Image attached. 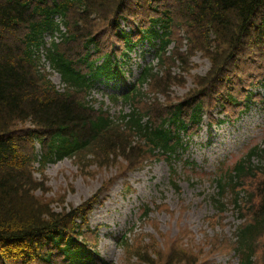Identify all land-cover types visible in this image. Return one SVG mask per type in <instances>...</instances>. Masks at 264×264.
I'll use <instances>...</instances> for the list:
<instances>
[{
	"label": "trees",
	"instance_id": "obj_1",
	"mask_svg": "<svg viewBox=\"0 0 264 264\" xmlns=\"http://www.w3.org/2000/svg\"><path fill=\"white\" fill-rule=\"evenodd\" d=\"M145 43L159 64L142 70L139 85L122 93L121 101L132 109L116 116L92 95L103 81H124L125 71L114 58ZM196 49L212 63L206 75L195 74L189 91L167 108L142 111L137 102L142 85L150 86L146 99L166 93L180 75L172 74L176 62L188 65V53ZM56 72L60 85L51 78ZM260 90L264 0H0V264H116L101 255L99 228L91 226L89 215L101 191L126 174L110 177L108 186L81 206L55 211L53 201L36 195L45 193L36 169L66 157L92 156L106 167L121 158L129 163L122 169L127 173L147 159H163L180 192L177 167L188 148L185 138L199 133L204 115L215 124L220 109L236 120L253 102L264 107ZM119 101L112 95V103ZM261 151L252 149L212 180L219 188L209 198L214 209L224 212V195H231L235 213L246 221L232 237L205 245L234 252L239 264H264L256 258L264 237V169L251 163ZM123 238L125 251L142 249ZM174 243L164 263L159 251L142 250L143 258L148 256L142 264H188L175 254L184 251Z\"/></svg>",
	"mask_w": 264,
	"mask_h": 264
},
{
	"label": "rangeland",
	"instance_id": "obj_2",
	"mask_svg": "<svg viewBox=\"0 0 264 264\" xmlns=\"http://www.w3.org/2000/svg\"><path fill=\"white\" fill-rule=\"evenodd\" d=\"M177 32L186 35L181 30ZM188 36L191 39L195 33L192 31ZM185 45L186 40H182V46ZM146 48L140 47L132 53V63L126 66L129 68L126 73L128 81L137 77L139 64L145 61L152 62L154 69H157L159 60H156L150 47L151 52L144 54ZM188 54V65L178 61L172 68L173 75H180L178 80L168 83L166 93L150 94L146 99L145 91H149L150 86L146 83L142 85L145 91L137 99V102L141 101L142 111L154 106L167 108L189 91L195 74L206 75L212 63L204 57L202 50L196 49ZM51 78L56 85L61 84L57 73ZM181 78L185 80L184 84ZM123 90V83L116 86L112 81L103 82L92 96L97 104L104 103L112 113L122 110L129 112L132 108L128 103L120 101L112 104L109 99L114 92L121 95ZM260 91L264 98V90ZM215 117L220 121L218 126H211L204 116L202 130L189 140V147L180 164V192L172 185L169 165L162 157L161 161L147 159L138 169L124 173L122 169L127 168L129 163L121 158L118 161L122 163L106 167L93 162L92 156L90 160L83 161L75 156L52 163L43 171L36 169L35 177L44 183L45 191H38L36 195H44L47 201H53L55 211L62 207H78L108 186L110 177L126 174L124 178L116 180L108 192L105 191L107 187L101 191L100 202L90 213L91 226L101 227L99 249L104 257L116 264H142L148 258H143L142 250L149 254L159 251L156 256L164 263L169 251L174 252V241H177L185 254L182 251L175 254L185 258L188 264H239L234 252L228 254L205 245L217 237H232L236 225L246 221L245 217L235 213L230 204L231 195H224L227 203L224 212L214 209L209 198L217 193L218 185L216 187L217 183L212 178L214 173L226 172L236 161L247 158L254 148L262 151L259 156L251 158V163L257 164L260 171L264 169V107L253 102L250 110L242 113L234 122L226 115L218 116L215 113ZM185 160H191L196 165L188 167ZM258 182L259 178L256 186ZM260 198V195L257 196L254 206L259 204ZM125 236L133 247L140 243L142 249L125 251L121 242ZM164 236L174 241H168ZM258 248L256 258L260 261L264 259V237ZM151 257L154 258L155 254ZM146 263L144 261L143 264Z\"/></svg>",
	"mask_w": 264,
	"mask_h": 264
}]
</instances>
